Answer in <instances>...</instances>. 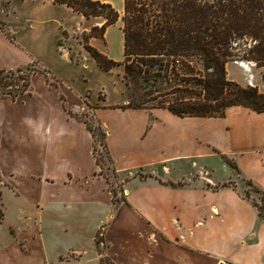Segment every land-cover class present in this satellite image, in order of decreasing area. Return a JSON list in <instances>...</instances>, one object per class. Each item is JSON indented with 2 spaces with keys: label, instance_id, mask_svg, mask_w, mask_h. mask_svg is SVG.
<instances>
[{
  "label": "crops",
  "instance_id": "1",
  "mask_svg": "<svg viewBox=\"0 0 264 264\" xmlns=\"http://www.w3.org/2000/svg\"><path fill=\"white\" fill-rule=\"evenodd\" d=\"M21 1L0 0L7 14H0V48L14 47L24 63L0 69H23L39 56L21 39L32 27L13 40L6 35L4 22L23 23ZM40 4L47 11L66 7ZM42 75L32 77L30 94L0 96V201L9 196L23 214L15 224L0 203V264H264V221L246 198L247 186L242 192L236 180L209 178L213 187L205 186L206 166L192 180L172 175V168L197 167L206 150L228 166L223 156L233 161L246 184L264 191V113L236 108L225 118H182L163 109L122 110L113 108L122 99L91 103L80 80L52 72L55 82L48 83ZM86 99L95 108L89 121L106 132L117 201L95 159L93 134L65 109L77 113L73 101L81 108ZM240 209L252 218H241Z\"/></svg>",
  "mask_w": 264,
  "mask_h": 264
},
{
  "label": "trees",
  "instance_id": "2",
  "mask_svg": "<svg viewBox=\"0 0 264 264\" xmlns=\"http://www.w3.org/2000/svg\"><path fill=\"white\" fill-rule=\"evenodd\" d=\"M53 3L65 5L87 19L102 17L105 20L101 27L91 29L83 45L104 72L123 67L125 103L114 108L149 112L163 109L182 118H225L234 108L264 113V93L255 86L230 80L227 72L232 62L253 64L257 69L264 67V0H124L122 16L112 5L100 1L53 0ZM120 18L124 60L116 62L89 45L87 40H104L107 28ZM6 35L13 40L8 32ZM69 59L72 63L79 62L74 53ZM34 72L22 68L0 69V96L16 100L30 94ZM49 74L52 72L44 69L48 83ZM262 79L264 83V74ZM61 99L64 101L63 97ZM65 109L85 123L93 134L94 156L101 174L106 176L104 162L97 153L100 140L112 164L106 132L98 122L93 127L85 114ZM223 159L238 169L233 161L225 156ZM106 180L117 201L115 183L109 177ZM247 184L262 195L261 203L253 205L264 221V191L252 181ZM246 198H250L249 191ZM101 242L98 238L97 244Z\"/></svg>",
  "mask_w": 264,
  "mask_h": 264
},
{
  "label": "rangeland",
  "instance_id": "3",
  "mask_svg": "<svg viewBox=\"0 0 264 264\" xmlns=\"http://www.w3.org/2000/svg\"><path fill=\"white\" fill-rule=\"evenodd\" d=\"M41 1L43 2L48 0H38L37 2L36 0H23V2H19L20 5L17 10L23 14V23L20 20H14L9 22V27H7L6 22L3 24L5 29L8 30L9 35L11 37H15V39L17 31H23L24 27H32L29 28L30 30L27 33L23 34L21 39L27 46L33 48V50L39 54L37 57L39 61L35 59L31 62V64L23 67V69L31 70L32 72L35 71L34 75H38L40 73L42 75L44 74V69L46 67L52 72H56L61 79L80 80L78 87L83 82L82 84H84L90 91L87 95L89 96L91 103H96L99 99L104 101L108 100L111 104H115L119 99L124 101L125 96L123 98L124 87L122 82L123 67H117L111 73L104 72L96 64L94 59L88 55V52L85 50L83 45L84 37L91 33V29L93 27H101L105 23V20L102 17H91L87 19L66 7H59L47 11L40 8ZM95 1L110 4L121 16L123 15L124 0ZM0 14L7 18L5 7L0 6ZM16 17L17 16H15V18ZM122 27L123 23L120 18L115 24L107 28L104 40L90 38L87 40L88 44L95 47L101 53L107 55L110 59L116 62H123L124 36ZM64 31L66 32L65 34H63ZM71 53H74V57L76 59L78 58V64L71 65L69 61L64 58V56L70 58ZM21 56V53L17 49H14V47L7 48L2 45L0 48V67H9L14 64L21 65L24 63V60L23 62L21 61ZM245 64L240 66L239 62L229 63L227 66L228 78L240 85L255 86L259 89V91L264 93V83L262 79L264 67L262 69H257L253 64ZM82 76H84L83 79H86L87 82H84L81 79ZM49 81L55 82V78L49 75ZM34 84L36 87L41 85V79L37 78ZM120 84H122V89ZM85 102L86 104H81V108H78L77 103L73 101L72 107L74 108V111L85 114L88 116V120H90L89 117L94 113L95 108L93 107V104L91 105L92 108L89 107L91 104H89V100L86 99ZM235 109L236 108H234V110ZM91 123L93 127L97 125L94 120L91 121ZM214 125V127H216L217 124ZM204 127L207 130H211L213 125L204 124ZM209 136L211 137V134H209ZM213 139L217 140L222 146H225L226 144L224 138L222 137H214ZM97 153L102 157L105 165V173L111 179V182L115 183L111 170V164L101 146L100 140L97 141ZM197 163V167H195L196 164L193 165L191 162L189 165H185L176 171L172 168L173 177L175 175L176 177H185L187 180H192L190 177L200 175L202 172L201 166H203V168L206 166L209 168L210 172H208V174L205 172V178H200L201 181L204 182L205 186L211 187L209 185L208 178L211 180V183H223L228 180H236L239 184V191L241 190L243 192L244 188L247 186V189L250 192L249 200L251 203H261L262 195L257 192L256 189L249 187L242 179L243 177H246L239 176L234 169L223 162L220 155L213 154L210 156L205 150L203 158L198 160ZM200 179L198 178V180ZM216 187L217 185L215 188ZM3 198L4 199L0 201V203L8 208L10 216L16 220L15 224L22 225L23 214H16V201L11 199L9 196H5ZM238 213L241 218H247V216L252 218L250 213L247 211L244 212L242 209H240ZM259 222L263 221L260 219ZM254 223L255 222H253V225ZM256 223L257 224L255 225L257 229L259 226L258 221ZM3 234L5 235V231H3ZM101 234L102 231L98 234L100 239ZM62 239H64V242L66 243L69 242V239L66 237H63ZM99 246L101 248V252H103L105 246L102 242Z\"/></svg>",
  "mask_w": 264,
  "mask_h": 264
},
{
  "label": "bare ground",
  "instance_id": "4",
  "mask_svg": "<svg viewBox=\"0 0 264 264\" xmlns=\"http://www.w3.org/2000/svg\"><path fill=\"white\" fill-rule=\"evenodd\" d=\"M236 63H238V62H236ZM244 64H245V63H244ZM244 64L239 62V65H240V66H243ZM245 65H246V64H245ZM244 67H245V66H244Z\"/></svg>",
  "mask_w": 264,
  "mask_h": 264
}]
</instances>
